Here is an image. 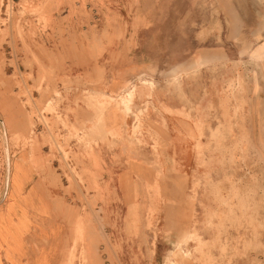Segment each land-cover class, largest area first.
Wrapping results in <instances>:
<instances>
[{"label":"rangeland","instance_id":"374dc122","mask_svg":"<svg viewBox=\"0 0 264 264\" xmlns=\"http://www.w3.org/2000/svg\"><path fill=\"white\" fill-rule=\"evenodd\" d=\"M251 87L264 89V0H0V203L28 162L35 182L81 202L57 207L73 232L63 264H264V101ZM181 103L205 130L189 198L218 223L212 240L183 241L196 254L157 261L183 163L156 130L172 131L166 104ZM105 148L135 166L127 207H107L124 200Z\"/></svg>","mask_w":264,"mask_h":264},{"label":"crops","instance_id":"0c3cea01","mask_svg":"<svg viewBox=\"0 0 264 264\" xmlns=\"http://www.w3.org/2000/svg\"><path fill=\"white\" fill-rule=\"evenodd\" d=\"M20 69L22 68L20 67ZM24 71L27 74L29 73L26 70ZM129 73L124 72L117 75L118 77H114L117 82H113L112 86L121 85L119 81L130 80ZM33 75L36 76L35 72H33ZM29 80L28 85L32 86L33 82ZM250 94L251 102H257L260 96L262 97L260 99L264 101V89L255 91V87H251ZM32 95L36 100L41 99L40 92L35 89L32 91ZM166 105L175 112L174 114H167L166 118L167 125L171 124L174 127H172V131L156 130V134L167 139V141H171V144L179 145L180 143V149L182 148L180 159L183 167L180 172L174 173L179 175L178 181L181 184L172 183L171 197L173 198V205L168 207L169 214L165 216L163 229L167 235H164V237L159 236L155 246L157 261H162V258L167 255L179 254V256L185 257L186 252L196 254L194 253L197 248L194 245L195 242L190 239L186 242L183 241L189 237L194 239L196 236L203 244L210 241V239L212 240L215 233L212 232L213 230L207 232V225L218 223L217 217L205 215V205H202L201 208V205H199L200 200H191L188 194L192 191L189 184L192 176L204 175L203 169L189 166V160H195V153H193L191 144L195 142L197 144L204 143L205 138V130L199 127V124L202 123L199 115L200 110H198L197 115L194 114L189 119L177 112L187 113L190 111V105L183 103ZM70 106V104H64L63 111L66 112ZM252 110L253 108L250 109V111ZM70 116L72 119L74 118L73 115L70 114ZM132 116L131 119L133 120ZM151 119H154V114H151ZM126 123L129 125L130 123L133 124L134 121L131 122L130 119H127ZM173 148H167L163 153H167L170 149L175 152ZM116 152L105 148V177L109 175L117 176L114 182L115 188L124 201L121 205L118 203V205L111 204L107 207H127L128 202H130L128 199L130 195L127 192L130 185L129 177L136 174L135 166L126 165V163L122 166L119 162L115 163L113 155ZM162 157L179 159L176 154L174 156L162 155ZM124 159L125 157L118 158L119 161ZM56 163L59 165L58 161ZM25 170L28 172L26 182L16 189L12 198L9 195L11 188H8L7 196L4 188L5 199L0 203V264H63L66 250L64 245L67 240L72 238L73 232L69 229L68 223L64 219L65 216L63 214L58 215L57 207L62 208V198L80 205V200L76 199L78 194L76 191L68 194L61 188L52 189L35 182L39 175L33 172V168L28 162ZM26 171H22V173H26ZM64 185L67 186L66 183ZM200 191L201 189H198V192ZM51 196L59 197V199L55 201L51 199ZM71 197H74L75 201ZM202 202V204H205L204 201ZM161 239H164V243L160 241ZM78 250L76 254L79 253ZM202 253H205V248L199 249V254L204 255ZM212 253L217 255V252ZM194 263L195 261L183 262V264Z\"/></svg>","mask_w":264,"mask_h":264}]
</instances>
